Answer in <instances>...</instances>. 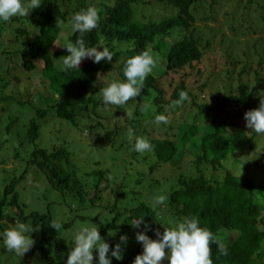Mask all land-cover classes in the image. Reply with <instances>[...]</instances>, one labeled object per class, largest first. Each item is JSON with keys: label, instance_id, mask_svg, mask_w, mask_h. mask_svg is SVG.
Wrapping results in <instances>:
<instances>
[{"label": "trees", "instance_id": "obj_1", "mask_svg": "<svg viewBox=\"0 0 264 264\" xmlns=\"http://www.w3.org/2000/svg\"><path fill=\"white\" fill-rule=\"evenodd\" d=\"M89 6L98 9L100 20L83 39L98 50L108 46L115 55L111 62L86 58L79 69L64 73L56 64L69 54L62 45L79 36L72 32L71 17ZM255 6L264 8V0H42L28 17L0 21V55L9 54L4 41L13 36L12 43L21 53L17 69L34 72L25 82L26 93L31 98L38 94L44 105L33 108L35 117L25 125L20 143L10 136L13 143L0 145V169L8 177L0 180V220L15 218L35 229L31 233L35 243L26 255L9 252L1 240V256L20 257L13 264H38L37 259L65 264L72 237L70 242L62 241L48 228L50 222L67 220L61 232H73L80 223H96L110 247L126 234L123 259L113 257L112 264H133L143 251L135 234L144 230L143 225L133 228L134 218L143 215L151 228L146 234L157 239L156 229L163 232L164 226L196 215L201 226L210 228L228 249L222 255L211 244L213 264H264V135L247 128L244 118L264 97V31L245 12ZM228 29H238L241 37L226 46ZM175 32L180 33L177 40L168 43ZM149 48L166 51L162 69L158 65L149 74L140 96L125 105H104L100 89L123 80V61ZM198 65L203 67L193 70ZM11 67L13 63L0 59V81ZM102 74L114 77L98 88ZM42 78L49 85L47 93L39 96ZM182 90L190 100L173 106ZM106 109L117 111L109 115ZM176 113L175 123L155 122L156 115L170 118ZM49 114L65 121L80 141L84 133L98 134L90 147L100 149L94 156L85 154L88 169L78 163L84 155L70 152L64 141L58 149L50 140L45 142L44 137L56 128L51 130L49 122L43 126L42 119ZM16 122L0 124V131ZM129 128L149 139L154 151H134ZM253 147L259 151L251 162L246 150ZM241 164L248 167L246 174L231 170ZM31 177L46 196L41 210H32L23 201L27 185H34ZM160 193L168 196L166 206L153 210L149 197ZM8 208L14 211L11 217ZM4 224L0 223V231ZM93 254L95 264L96 250Z\"/></svg>", "mask_w": 264, "mask_h": 264}, {"label": "clouds", "instance_id": "obj_2", "mask_svg": "<svg viewBox=\"0 0 264 264\" xmlns=\"http://www.w3.org/2000/svg\"><path fill=\"white\" fill-rule=\"evenodd\" d=\"M42 0H0V21L8 22L13 17H28L33 9L40 8ZM100 20L96 7L89 6L86 9L74 13L70 25L73 34L79 33L75 41L68 39L62 45L68 51L63 56L60 71L67 73L70 70L79 69L80 64L86 58L93 63L101 60L112 61L115 53L108 46L90 47L83 36L98 27ZM124 79L113 80L107 86L102 87V102L104 105H125L133 98L140 96L145 87V81L156 67L157 61L152 50L146 49L123 61ZM190 100L187 91H181L179 98L173 101V106ZM246 127L259 135H264V97L261 96L257 108L245 113ZM156 123L167 124L169 117L164 114L155 116ZM128 140L134 151L146 153L154 151V145L144 136H138L134 128L128 130ZM152 209L166 206L168 196L166 193L155 194L149 197ZM58 231L63 228L61 220L50 222ZM133 228L142 231L135 234V239L142 243L143 251L136 255L133 264H213L211 244L217 246L222 255L228 254L225 243L214 232L201 226L200 218L196 215H188L174 222V226H164V231L156 229L157 239L150 238L146 232L151 230L150 225L144 220V216L134 218L130 223ZM161 224V223H159ZM34 226L20 220H16L14 226L5 228L0 232V240L9 252H14L22 257L35 243L31 233ZM115 235V233H111ZM72 247L67 255L65 264H94L93 251L96 250L95 264H112V258L117 261L123 259L124 248L129 237L121 235L120 243L110 247L100 235L96 223H80L72 232ZM167 250V251H165Z\"/></svg>", "mask_w": 264, "mask_h": 264}, {"label": "rangeland", "instance_id": "obj_3", "mask_svg": "<svg viewBox=\"0 0 264 264\" xmlns=\"http://www.w3.org/2000/svg\"><path fill=\"white\" fill-rule=\"evenodd\" d=\"M92 1V0H89ZM94 1V0H93ZM226 5V4H225ZM228 6V5H227ZM229 7V6H228ZM220 9H222V7L220 6ZM231 9V8H230ZM229 9V11H231ZM242 11H238L239 14H241ZM246 15H248V17H250L251 15V19L250 21H254V23L258 24L260 23V29L264 31V8L262 9H257V7L255 6L254 8L252 7H248L247 10L245 11ZM235 13V11L233 12V14ZM258 13V14H255ZM260 15V16H259ZM236 20V16L234 15V20ZM231 23H233L231 21ZM212 26L214 24H211ZM226 32H222V34H225ZM228 33L226 36V46L227 44L232 40H239L241 37V32L236 29V30H229L228 29ZM178 34L180 33H172V35L168 36L167 42L168 43H172L174 41L177 40L178 38ZM212 34H215V31L212 32ZM10 37L9 40L4 41V46L8 47V53L5 56L4 55H0V59H3V61H6L8 63H13V67H11L9 69V75L4 76V78L0 81V97L1 98H7V100L5 99H0V124H4V126L7 125V123H9V119H16L17 122L14 123V125L11 124V127L9 128V130H4L5 128H3L2 131H0V145L3 144H7V146H9V144L13 143L11 142L12 140L10 139V136L14 137L15 140L19 139V136L21 135V133L23 132V130L25 129V125L28 123V121L35 117V114L33 112V108L39 109V108H44V105H42L39 102V97L38 94L34 93L33 98L30 97V92L27 94L26 93V80L28 79L27 82L31 81V78L33 76L34 72L31 73H27V72H23V71H19L17 69L16 65H19V60L21 59V53L19 52V50H17V46L12 43L14 37L13 36H8ZM152 50V49H151ZM152 52L155 54V58L157 61L156 67L155 69H158V65L161 66L159 69H162L163 65L165 64V55H166V51L161 52H157L156 50H152ZM218 58L220 57V52L218 51ZM56 64H58L59 68L60 65L62 64V60L57 61ZM16 66V67H15ZM198 67H203V66H197L195 69L193 70H197ZM15 68V69H14ZM39 73V72H38ZM194 73V72H193ZM114 77V75H113ZM113 77L111 76V74H102L99 76L96 86L99 88L102 85L107 84L109 81H112ZM49 85V82L47 79L42 78L40 81V87L38 89V92L40 93L39 96L45 95L47 92V87ZM31 98V99H30ZM107 112L110 115V112H114L117 111L116 109H106ZM51 114L48 115V117H46L45 119H42L41 121L44 122L43 126L46 125L48 122L50 123V129L52 130L53 126L55 125L56 128L54 131H52L51 133L49 132V134H47V137H44L45 142L49 143V140L52 144H55L53 147L55 149L61 148L62 143L61 142H65L64 146L67 148L69 147V150L71 152V150H73L74 152L77 151L79 153V157H82L84 155V160H79L78 163H80L81 167H84V169H88V165L85 163L87 160V157L85 156V154L89 153L91 156H94L93 152L97 151L100 149V147L98 145H94L93 148L90 147V145L92 144L91 139L95 137V134L98 135L97 133L93 132L91 134V136L87 135V133H84L82 135H80V137L82 138V141L79 140V135L75 133V131H73L72 129H69L67 123L65 121L53 118L50 116ZM112 117V116H110ZM170 122L175 123V120H178V113H176L175 115H171L169 118ZM68 132H70V134H68ZM90 133V130H89ZM46 134V133H45ZM64 135H69L67 141H69V143L66 141L65 137H63ZM158 138L161 137L159 135H156ZM22 141V138L19 139L20 143ZM257 144V140L255 142ZM13 145V144H12ZM85 146V147H84ZM70 147H72V149H70ZM7 148V147H6ZM5 148V149H6ZM4 149V150H5ZM49 150H51L50 148H48ZM2 150V152L4 151ZM52 151V150H51ZM257 151H259V149L257 148H252V149H247L246 150V155L248 156L249 160L251 162H253V158H255ZM52 153V152H50ZM77 153V154H78ZM72 159V157L70 158ZM248 161V160H247ZM9 170L12 169V166H7ZM248 167H242V164L238 167L232 168V171H235L239 174H246V172ZM7 174H4L1 172L0 169V180H7L8 177H5ZM176 177L174 176H170V180L174 181ZM31 180L33 181L34 185L32 184H28V179H27V187L30 189H38V190H33L30 191L26 186L22 185L21 187H26V189L28 190H24L23 192V201L30 204V207L32 210L36 209V210H41L43 209V205H44V198L46 197L45 194L42 193L41 187H40V183L37 181L36 178L31 177ZM1 186V183H0ZM39 195L38 199L36 201L35 197L36 195ZM34 201V202H33ZM35 206V207H34ZM37 206V207H36ZM6 213L8 214V216H12L14 215V211L11 210L10 208L5 210ZM65 216L63 215V218ZM66 218V217H65ZM64 218V219H65ZM13 221L10 222V220L7 219H2L0 220V223L4 224L2 226V228H6V227H10L11 223L12 226L15 225L16 221L15 218L11 219ZM62 222H65L67 220H61ZM1 227V226H0ZM1 229V228H0ZM49 231L51 232H55L57 233L58 237L64 241V238L67 239L68 242H70V239L72 237V231L70 229H65L62 232L58 231L50 226V228H48ZM2 232V231H0ZM1 241V240H0ZM2 242V241H1ZM0 242V245H1ZM10 255H2L1 256V252H0V264H13L16 260V262H20V257H12ZM26 255V254H25ZM33 264V262H31ZM37 263L38 264H46L44 263L42 260H38L37 259Z\"/></svg>", "mask_w": 264, "mask_h": 264}]
</instances>
